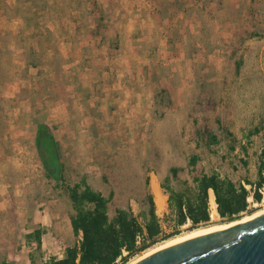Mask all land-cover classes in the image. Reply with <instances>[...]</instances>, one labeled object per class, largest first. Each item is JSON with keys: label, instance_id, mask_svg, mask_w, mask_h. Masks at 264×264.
Masks as SVG:
<instances>
[{"label": "rangeland", "instance_id": "obj_1", "mask_svg": "<svg viewBox=\"0 0 264 264\" xmlns=\"http://www.w3.org/2000/svg\"><path fill=\"white\" fill-rule=\"evenodd\" d=\"M200 3L208 9L215 6L211 0ZM60 4L64 6V0ZM6 5L0 0V52L4 54L0 77L10 80L17 95L0 97V131H9L4 135L9 137L3 140L5 145L0 142L4 156L0 161V186L11 195L0 213V261L6 253L17 255L19 247L26 244L25 235L33 229L46 234L44 250L48 255H63L75 241L69 223L73 210L65 186L80 180L104 197L112 194L110 218L117 209L128 210L137 218L146 216L150 195L164 233H170L172 225L166 226L168 196L160 186L179 191L185 187L184 182L191 185V178L200 173H217L237 186L243 182L246 189L245 179L257 181L258 165L264 161V0L254 3L258 16H252L248 27L249 33L258 32L260 36L250 38L246 33L242 40L238 37L230 44L220 42L216 51L220 33L215 31L212 16L194 10L179 23L185 27L184 34L177 33V24L174 27L170 36L175 44L169 57V50L159 53L158 46H150L151 42L161 43L162 35L153 33L150 42L136 35L139 40L135 44L141 46L142 57L140 64L131 67L115 63L120 56L126 60L128 55L112 32L91 36L80 33L83 42L87 38L99 40L75 53L78 62L58 55L49 65L42 47L50 45L52 37L44 27L54 19L43 13L34 16L25 2L12 10ZM186 9L188 13L189 7ZM4 10L10 11V23L17 31L20 26L16 15L27 16L25 33H3L8 24ZM23 54L27 62L18 64ZM239 58L247 61L244 82L235 76L233 65L225 63ZM117 71L133 79L119 82L120 87H139L141 92L114 95L120 90L113 83ZM198 100L207 101L211 110L200 111ZM37 122L50 128L60 146L64 183L46 178L35 142L28 145L23 138L29 137ZM204 128L216 135V144L206 147L197 139L196 131ZM19 148L23 150L20 154ZM192 155L198 157L194 168L188 165ZM172 167L179 169L176 179L171 178ZM151 176L164 197L161 211L149 191ZM262 208L264 205H250L253 212ZM247 216L243 214L240 219ZM225 224L216 215L204 227ZM189 226L180 228L178 236L195 230H189ZM41 255L34 250L37 263Z\"/></svg>", "mask_w": 264, "mask_h": 264}, {"label": "trees", "instance_id": "obj_2", "mask_svg": "<svg viewBox=\"0 0 264 264\" xmlns=\"http://www.w3.org/2000/svg\"><path fill=\"white\" fill-rule=\"evenodd\" d=\"M250 6L249 20L253 18L254 2H251ZM249 32L247 34L250 38L260 36L258 32ZM197 107L200 111L212 108L203 100L197 101ZM195 134L206 147L217 143L216 135L208 128L197 130ZM35 147L46 178L49 181L64 183L65 166L61 159L60 146L45 123L37 122L35 125ZM197 162L198 157L192 155L188 165L194 168ZM263 170L264 161L258 165L256 182L245 179L249 189L242 185L237 186L229 178L221 177L217 173L194 175L191 185L184 182L185 187L179 191L160 186L168 196L170 213L166 218V226L170 228V224L172 225L170 233L163 232L150 195L146 216L137 218L128 210L117 209L110 218L108 204L112 194L104 197L84 180L72 186H65V193L73 210L69 223L75 241L65 249L63 258L50 257L41 264H125L154 245L177 236L180 228L186 224L190 225L189 230L207 226L210 222L209 190L213 193L216 213L221 222L229 223L240 219L243 214L251 215L253 209H250L247 198L252 194L254 203L261 201L262 196L258 189H264ZM169 172L171 178L176 179L179 169L172 167ZM41 234L39 229H33L25 235V239L40 250ZM29 259L32 262V259Z\"/></svg>", "mask_w": 264, "mask_h": 264}, {"label": "crops", "instance_id": "obj_3", "mask_svg": "<svg viewBox=\"0 0 264 264\" xmlns=\"http://www.w3.org/2000/svg\"><path fill=\"white\" fill-rule=\"evenodd\" d=\"M200 1H193L195 4H192V0H64L65 5L62 6L60 0H4L7 4L6 6H9L7 7L9 8L8 10L15 6H19L18 4H21V2H25L27 3L28 8L35 13L33 14L34 16L43 13L44 17L54 19L50 21L49 25L44 27L52 37L50 45L42 47V52H45V59L48 61L49 65H53L54 59L58 55L65 57L68 61L70 60L76 63L78 61L74 60V56H76L75 53L77 51L84 48L88 49L92 44H97L99 38H94L96 40L90 38V41L87 36H85L87 40L83 42L82 36H79L80 33L83 34L86 32L91 36L101 32L104 34L112 32L115 37L117 36L120 43L122 42L121 45L124 55H128L126 60L123 59V56H120V60H116L115 63L119 66H126L128 63L130 64V67L132 64H140L139 61L142 57L141 46L135 44L139 40L138 38L135 39V37H137L136 35H143L142 40L148 41L149 39L148 42L152 41L151 35L153 33L159 37L162 35L163 39L161 43L151 42L150 46H158L157 51H159V53H162V49L169 50L167 54L169 57L171 46L175 44L173 37L170 36L171 34H174V27L177 24V33L184 34V31L182 30H184L185 27L181 26L179 23H181L182 18L189 17V13H192L194 10L197 12L204 10L208 12V16H212L211 18H213L216 27L215 31L216 33H220V39L219 41H216V47L214 48L216 51L221 47L219 45L220 42L230 44L231 42H234L235 39H238V37L242 40V37L249 32V18H251L250 3H255L258 0H211V3L215 5L214 9L213 7H211V9H208L205 6L203 7ZM31 3H33V5H31ZM187 7H189L188 13L186 9ZM190 7H194V9ZM2 14L3 17L8 20V24H6L3 33L5 32L7 35L25 33L27 26L24 25V22L27 16L24 17L23 15H19L20 13L16 15V19L19 20L17 21V24L20 26L18 27L19 31H17V27L12 26L10 23L13 21L11 20L13 19V16H11L10 11L4 10ZM252 15L258 16L255 11H252ZM108 18L109 24H106V19ZM93 19L96 21H93ZM199 28L201 30L204 29L203 26H200ZM36 31L38 32V30H35V32ZM178 41L181 42V39ZM3 56L4 54L0 52V61ZM80 57L79 59L83 60V57ZM21 59L22 62L18 60V64H24L27 62V57L24 54L21 55ZM228 62L233 65L235 76L244 82L243 80L246 78L244 67H246L247 63L245 58L225 61L226 64H228ZM142 63L143 61L141 64ZM143 64L145 65L146 62ZM130 80H133L132 78L130 79V75L123 73L119 74V71H117L113 83L120 88V90L116 91L114 95L123 97V94H134L135 90H139V87L119 86V82L127 83ZM136 81L137 79L135 82ZM0 83H2L0 90L1 98L16 97L17 91H13V88H11L12 85H10V80H3L0 77ZM154 93L156 94L157 91ZM3 112H5V110ZM33 129L34 130L29 137L23 135V138L28 140V145H32V143L35 142V127ZM8 133V130L5 132L4 130L0 131V142H2L3 146L5 145L3 140L9 138L4 135H7ZM17 152L19 154L23 152L22 148H19ZM1 154L0 150V161L4 160V156ZM241 183L243 184V182ZM1 188L2 186H0V213L3 212L6 205L8 206L9 201L11 200V195L7 192L8 190L6 187L5 191ZM30 232H32V230L28 231V233ZM44 236H46V234L42 233L40 237V250H37L33 243L26 240V244L19 247L18 254L16 253L17 255L6 253L0 261V264L2 262L5 264H41L50 257H57L59 259L63 258L64 253L59 256H55L53 253L48 255L49 251L44 250ZM34 250H37V252L42 254L38 259V263L34 258ZM29 258L32 259V262Z\"/></svg>", "mask_w": 264, "mask_h": 264}, {"label": "water", "instance_id": "obj_4", "mask_svg": "<svg viewBox=\"0 0 264 264\" xmlns=\"http://www.w3.org/2000/svg\"><path fill=\"white\" fill-rule=\"evenodd\" d=\"M136 264H264V214L178 241Z\"/></svg>", "mask_w": 264, "mask_h": 264}, {"label": "bare ground", "instance_id": "obj_5", "mask_svg": "<svg viewBox=\"0 0 264 264\" xmlns=\"http://www.w3.org/2000/svg\"><path fill=\"white\" fill-rule=\"evenodd\" d=\"M149 191H150L151 195L153 196V200H154V203L157 207V210L161 211L164 208V197L161 195V193L157 187L154 176H151V178L149 180ZM210 203H211V205H210V221H213L215 216L217 215L216 206H215L214 201H212ZM262 214H264V208L253 212L251 215H249L245 218H242L239 221L229 222V223H227L225 225H221V226H208V227L197 228V229H195V230H193V231H191L185 235H181V236L177 235L173 238L165 240L163 243H161L158 246L151 247V248L147 249L146 251L142 252L141 254L131 258L125 264H136L137 262H139L140 260L145 258L147 255L151 254L152 252H155L159 249H162V248L169 246L173 243H176L178 241L191 238L195 235H199V234H203V233H207V232L215 231V230H221V229H225V228L237 225V224L245 223V222H248L250 220L257 218L258 216H260Z\"/></svg>", "mask_w": 264, "mask_h": 264}, {"label": "built area", "instance_id": "obj_6", "mask_svg": "<svg viewBox=\"0 0 264 264\" xmlns=\"http://www.w3.org/2000/svg\"><path fill=\"white\" fill-rule=\"evenodd\" d=\"M242 186L246 188L245 185L242 184ZM258 191L260 192V194L262 196L261 201L259 203H254L253 198H252V194H250L249 197L247 198V202H248L249 206L250 205H252V206H257V205L263 206L264 205V189L261 188V189H258ZM208 194H209V209H210V204H211L210 202L214 201V196H213V193L211 190L208 191ZM211 197H212V199H210ZM215 206H216V204H215Z\"/></svg>", "mask_w": 264, "mask_h": 264}]
</instances>
